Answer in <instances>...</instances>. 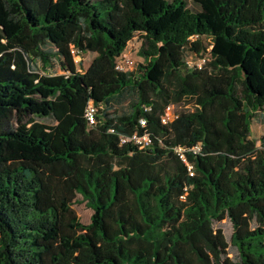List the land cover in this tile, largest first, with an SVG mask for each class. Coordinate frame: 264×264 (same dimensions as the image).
Instances as JSON below:
<instances>
[{
  "label": "trees",
  "instance_id": "1",
  "mask_svg": "<svg viewBox=\"0 0 264 264\" xmlns=\"http://www.w3.org/2000/svg\"><path fill=\"white\" fill-rule=\"evenodd\" d=\"M139 35L146 64L119 72ZM88 54L81 73L75 57ZM254 124L264 0H166L155 13L137 0H0V264H264ZM135 133L151 146L121 143Z\"/></svg>",
  "mask_w": 264,
  "mask_h": 264
},
{
  "label": "rangeland",
  "instance_id": "2",
  "mask_svg": "<svg viewBox=\"0 0 264 264\" xmlns=\"http://www.w3.org/2000/svg\"><path fill=\"white\" fill-rule=\"evenodd\" d=\"M140 7L145 9L147 12L155 13L157 11H161L165 8L166 0H137ZM184 10H180L177 13H175L173 16L166 17L161 22H154L153 28H162L174 21H176L182 14ZM144 44V40L142 36H137L129 45L127 51L125 52L129 57L133 58L136 61V68L134 70H137L139 68V65L146 64V61L143 57L140 56V50ZM210 56H207V60ZM93 59V56L90 54L86 56H76L75 62L78 65V69L81 73H85L86 69L89 67L91 61ZM38 67L40 68L42 74H62L63 72L58 69L56 65H48L47 67H43L41 63L38 64ZM257 119V118H256ZM49 124H54L52 121L47 120L46 121ZM255 133L259 137L264 135V126L263 124L253 126ZM73 209L75 210L78 218L83 224H89L91 221V218L94 214L93 209L89 206L88 202H85L82 197H79L78 201L73 205ZM227 237L228 240L231 239V236L233 234L232 226L229 222H224L220 225Z\"/></svg>",
  "mask_w": 264,
  "mask_h": 264
},
{
  "label": "built area",
  "instance_id": "3",
  "mask_svg": "<svg viewBox=\"0 0 264 264\" xmlns=\"http://www.w3.org/2000/svg\"><path fill=\"white\" fill-rule=\"evenodd\" d=\"M127 51V50H126ZM204 61L198 60V61H187V64L190 68H198L199 70L203 69ZM137 64L136 61L129 57L126 53L122 54L118 59L116 63V69L121 73H128L131 71H134ZM97 114V109L94 107L93 104H90L87 111H86V118L90 124V126H93L96 123L95 116ZM177 115L174 114V108L168 107L165 111V116L163 117V123L168 124L169 122L173 121ZM145 124V123H144ZM114 133V131H112ZM121 143L126 144H133L135 146H138L140 149H146L149 148L152 144V140L148 134L139 135L138 133H135L134 135L130 137H122ZM195 153H199V148H193L192 149ZM179 157L181 160H183L188 168L191 174L193 175V166L188 164L187 157H186V149L183 148H177L176 149Z\"/></svg>",
  "mask_w": 264,
  "mask_h": 264
}]
</instances>
